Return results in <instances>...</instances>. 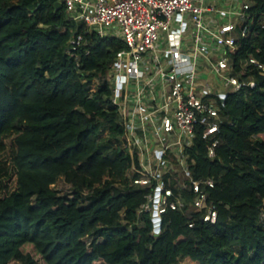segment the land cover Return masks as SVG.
Instances as JSON below:
<instances>
[{
  "label": "trees",
  "instance_id": "1",
  "mask_svg": "<svg viewBox=\"0 0 264 264\" xmlns=\"http://www.w3.org/2000/svg\"><path fill=\"white\" fill-rule=\"evenodd\" d=\"M248 1L237 72L264 62V0ZM84 31L56 0H0V264H264V74L246 68L259 85L228 96L215 158L201 134L186 149L194 178L216 181L217 223L190 229L200 212L187 208L156 235L150 214L138 219L147 192L130 187L141 172L112 103L126 46L89 33L77 60L68 48ZM61 177L70 195L52 188Z\"/></svg>",
  "mask_w": 264,
  "mask_h": 264
},
{
  "label": "built area",
  "instance_id": "2",
  "mask_svg": "<svg viewBox=\"0 0 264 264\" xmlns=\"http://www.w3.org/2000/svg\"><path fill=\"white\" fill-rule=\"evenodd\" d=\"M56 1L69 21L85 28L69 44L68 53L77 60L89 33L126 46L113 59L110 79L112 103L126 130L124 149L131 150L134 171L141 172L130 187L147 192L138 219L150 214L155 233L169 212L193 208L200 213L188 222L190 229L197 222L216 224L218 209L210 196L216 181L194 178L186 149L201 134L208 157L215 158L228 96L259 85L255 75L246 76V68L264 74V62L254 57L242 63L241 72L232 59L238 25L244 24L242 37L252 26L249 1L243 0L238 22L215 29L205 16L211 9L199 0ZM180 166L188 183L180 180Z\"/></svg>",
  "mask_w": 264,
  "mask_h": 264
},
{
  "label": "crops",
  "instance_id": "3",
  "mask_svg": "<svg viewBox=\"0 0 264 264\" xmlns=\"http://www.w3.org/2000/svg\"><path fill=\"white\" fill-rule=\"evenodd\" d=\"M204 7L211 9L205 14L206 19L215 29L216 25L238 22L237 13L242 8L243 0H199Z\"/></svg>",
  "mask_w": 264,
  "mask_h": 264
},
{
  "label": "rangeland",
  "instance_id": "4",
  "mask_svg": "<svg viewBox=\"0 0 264 264\" xmlns=\"http://www.w3.org/2000/svg\"><path fill=\"white\" fill-rule=\"evenodd\" d=\"M95 84H94V88H95ZM95 107H98V105H96ZM0 160H4L6 161V159L2 156H0ZM60 196H67L70 195L72 190H71V186L68 185L65 182V179L63 177L59 178L58 182L52 187ZM262 225H264V213H263V217H262ZM182 264H194L190 261H183Z\"/></svg>",
  "mask_w": 264,
  "mask_h": 264
},
{
  "label": "water",
  "instance_id": "5",
  "mask_svg": "<svg viewBox=\"0 0 264 264\" xmlns=\"http://www.w3.org/2000/svg\"><path fill=\"white\" fill-rule=\"evenodd\" d=\"M57 7L58 8H62L63 6H62L61 3H57ZM161 226H162L161 224H159V225L156 226V229H155V233L156 234H159L161 232Z\"/></svg>",
  "mask_w": 264,
  "mask_h": 264
}]
</instances>
